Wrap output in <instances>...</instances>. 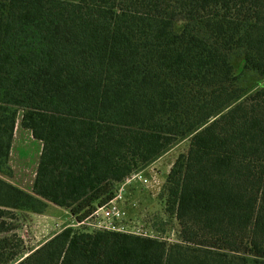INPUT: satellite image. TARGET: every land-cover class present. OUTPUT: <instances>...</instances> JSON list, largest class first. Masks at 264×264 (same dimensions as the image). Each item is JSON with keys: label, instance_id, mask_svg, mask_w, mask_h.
<instances>
[{"label": "trees", "instance_id": "16d2710c", "mask_svg": "<svg viewBox=\"0 0 264 264\" xmlns=\"http://www.w3.org/2000/svg\"><path fill=\"white\" fill-rule=\"evenodd\" d=\"M20 112L43 145L31 191L0 176V232L84 219L189 138L162 192L179 240L69 225L28 254L1 238L0 264H264V0H0L9 177Z\"/></svg>", "mask_w": 264, "mask_h": 264}, {"label": "rangeland", "instance_id": "374dc122", "mask_svg": "<svg viewBox=\"0 0 264 264\" xmlns=\"http://www.w3.org/2000/svg\"><path fill=\"white\" fill-rule=\"evenodd\" d=\"M21 118L22 112L18 114L10 156L14 174L9 177L0 173V176L31 191L43 143L32 135L30 129L22 126ZM189 142V138L179 141L151 163L144 170L145 176L150 179L149 182L135 180L127 187L121 206L126 211L124 221L129 227H140L149 235L170 242L179 240L178 222L166 211L165 194L162 192L171 167L181 153L187 152ZM14 213L13 216L1 218L6 222L8 230L0 232V239L17 235V238L23 241V254H28L68 223H74L70 212L55 204H50L43 213ZM11 248L13 249V246Z\"/></svg>", "mask_w": 264, "mask_h": 264}, {"label": "built area", "instance_id": "2783aa9c", "mask_svg": "<svg viewBox=\"0 0 264 264\" xmlns=\"http://www.w3.org/2000/svg\"><path fill=\"white\" fill-rule=\"evenodd\" d=\"M145 169H141L133 173L126 181L122 182L115 192L114 197L106 204L97 206L87 217L78 220L74 216V223H68L69 225H88L93 228L130 232L134 234L149 235L147 231H144L140 227H129L125 223L124 218L126 217V211L121 206L124 201L127 187L135 180H139L143 183L150 181L144 174ZM65 226V227H66Z\"/></svg>", "mask_w": 264, "mask_h": 264}, {"label": "crops", "instance_id": "0c3cea01", "mask_svg": "<svg viewBox=\"0 0 264 264\" xmlns=\"http://www.w3.org/2000/svg\"><path fill=\"white\" fill-rule=\"evenodd\" d=\"M17 125V124H16ZM15 132H16V129H15Z\"/></svg>", "mask_w": 264, "mask_h": 264}]
</instances>
